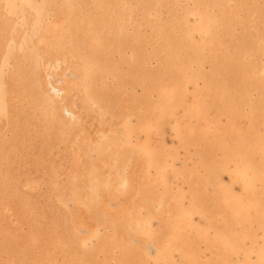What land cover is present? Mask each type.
Returning <instances> with one entry per match:
<instances>
[{"label": "rangeland", "instance_id": "1", "mask_svg": "<svg viewBox=\"0 0 264 264\" xmlns=\"http://www.w3.org/2000/svg\"><path fill=\"white\" fill-rule=\"evenodd\" d=\"M0 264H264V0H0Z\"/></svg>", "mask_w": 264, "mask_h": 264}, {"label": "bare ground", "instance_id": "2", "mask_svg": "<svg viewBox=\"0 0 264 264\" xmlns=\"http://www.w3.org/2000/svg\"><path fill=\"white\" fill-rule=\"evenodd\" d=\"M52 101V100H51ZM94 144V143H93ZM95 145V144H94ZM103 166V165H102ZM102 170V169H101ZM103 171V170H102ZM102 177V176H101ZM132 188V187H131ZM166 208V207H165ZM237 211V210H236ZM175 216V215H174ZM192 222V221H191ZM157 233V232H156ZM155 233V234H156ZM151 234V233H150ZM157 234H159V232L157 233ZM151 236H152V234H151ZM160 236V235H159ZM155 237H157V236H155ZM150 239H152L151 237H150ZM156 239V238H155ZM157 240V239H156ZM154 241V240H153ZM159 241V240H158ZM158 249V248H157ZM261 254V253H260Z\"/></svg>", "mask_w": 264, "mask_h": 264}]
</instances>
